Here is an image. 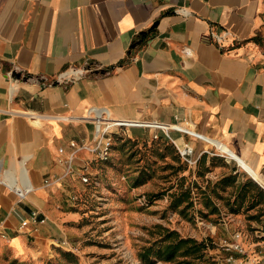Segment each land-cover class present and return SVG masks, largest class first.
I'll return each instance as SVG.
<instances>
[{
	"label": "crops",
	"instance_id": "0c3cea01",
	"mask_svg": "<svg viewBox=\"0 0 264 264\" xmlns=\"http://www.w3.org/2000/svg\"><path fill=\"white\" fill-rule=\"evenodd\" d=\"M88 61L114 68L64 83ZM17 66L45 85L12 78ZM95 118L169 125L131 124L129 135L172 137L208 162L220 150L264 188V0H0V258L70 245L67 218L95 155L72 142L94 138ZM220 225L210 236L225 255L222 236L237 230ZM253 226L251 261L236 264H264V226Z\"/></svg>",
	"mask_w": 264,
	"mask_h": 264
},
{
	"label": "rangeland",
	"instance_id": "374dc122",
	"mask_svg": "<svg viewBox=\"0 0 264 264\" xmlns=\"http://www.w3.org/2000/svg\"><path fill=\"white\" fill-rule=\"evenodd\" d=\"M73 77L65 79L64 83H71ZM95 119L98 121L108 118ZM107 124L110 125L112 136L110 156L102 159L98 153L93 152L95 155L88 169L86 167V174L83 172V175L89 177V181H83V189L76 193L72 204V218H67L66 229L70 245L54 247L42 257H32L30 254L16 256L12 253L5 259L0 258V264H145L138 253L143 246L159 237L156 225L177 230L184 237L209 241L208 255L214 264L226 263V256L215 252L220 238L210 236L215 227L220 231L223 226L220 224L227 223L226 231L237 230L247 234V244H253L251 231L256 227L253 225L264 226V216L259 219L250 218L258 213L259 207L250 210L245 207L235 214L229 212L222 200L214 197L221 213L209 214V217L204 214L210 210L203 202L199 187H205L209 180L216 181L225 173L236 169H239L240 181L245 182L251 178L239 168L235 160L217 150L215 155L223 160L216 161V164H212L210 160L207 165L211 171L205 176H198L197 168L192 166L184 173L177 172V166L173 167L172 164L177 165L173 161V153H179V150L172 137L168 143L172 146L166 148V138L162 136L138 139L129 135L131 124ZM144 128L151 132V129ZM220 145L219 148L225 151ZM183 175L187 176L186 186L195 182L199 185L194 187L195 206L189 209L192 219L183 217L179 211L170 207V194L177 187L171 190L169 188L177 186ZM140 176L145 182L134 186V178ZM230 191L231 187L222 193L225 195ZM155 264L178 263L157 261Z\"/></svg>",
	"mask_w": 264,
	"mask_h": 264
},
{
	"label": "trees",
	"instance_id": "16d2710c",
	"mask_svg": "<svg viewBox=\"0 0 264 264\" xmlns=\"http://www.w3.org/2000/svg\"><path fill=\"white\" fill-rule=\"evenodd\" d=\"M156 30L157 27L154 25L141 32L136 39H142L143 43L155 35ZM131 56L132 54H130ZM128 61L129 59L126 58L120 62V65H125ZM97 64V61H88L87 63L90 67H96ZM91 74L97 75L93 72ZM168 143L169 140L164 139L166 148L172 146ZM178 152L173 153V161L177 165L172 164V166H177V172L184 173L191 165L181 156L180 151ZM208 160L209 154H204L199 159L196 170L198 176H205L207 172L211 171L210 166L207 165ZM221 160L223 159L216 155L211 157L212 164H216V161L221 162ZM239 176L240 174L234 170L230 173H225L216 181L209 180L205 187H199L196 182L186 186L187 176L183 175L179 179L177 186L172 185L169 188L171 190L177 187L170 194V207L179 211L183 217L192 219L189 209L195 206L194 187H199L203 202L210 210L209 213H204L206 217H209V214L221 213V208L214 200V197L222 200L231 213H240L245 207L248 210L259 207L258 213L252 215V218L258 219L264 216V188L252 178H249L245 182L240 181ZM144 182L145 180L140 176L134 178L133 184L134 186H138ZM229 187L232 188V191L224 195L223 193L227 192ZM246 202H249V204L246 205ZM156 228L159 230V237L151 244L143 246L139 250L138 255L143 263L155 264L157 261L176 262L178 264L215 263L210 255H208V250L210 249L209 241L184 237L179 231L164 227L163 225H156Z\"/></svg>",
	"mask_w": 264,
	"mask_h": 264
},
{
	"label": "built area",
	"instance_id": "2783aa9c",
	"mask_svg": "<svg viewBox=\"0 0 264 264\" xmlns=\"http://www.w3.org/2000/svg\"><path fill=\"white\" fill-rule=\"evenodd\" d=\"M184 12V11H183ZM228 34V31L224 33H214V37L217 40L218 43H223L226 36ZM187 53L189 51H186ZM75 75L77 76V71H75ZM80 76V75H79ZM78 77V76H77ZM72 78V77H71ZM74 80V77H73ZM100 120L97 121L98 123V130L95 134L94 138L92 140H84V141H73L72 146L75 147V151H78L80 149H87L91 152L98 153L99 157L102 159H108L110 156V152L112 149V136L110 135V125H106V123H101ZM105 126H102L104 125ZM115 125L121 126L125 125L124 123H115ZM130 125V124H128ZM173 142L178 147L181 156L190 164V165H196L199 161V157L196 155L194 146L186 143L183 145H179L176 139H173ZM84 182L89 181V177L87 175H83L82 177ZM18 195L20 197H25V192L22 190H18ZM37 213H34V216H36ZM28 225L27 221H23L21 224V228H25ZM244 233L242 231H236L233 233L231 237L224 238L221 242V249L225 253V261L226 264H236L238 259H246L245 262H250V249L245 245L244 243ZM250 264V263H245ZM255 264V263H253Z\"/></svg>",
	"mask_w": 264,
	"mask_h": 264
},
{
	"label": "water",
	"instance_id": "95a60500",
	"mask_svg": "<svg viewBox=\"0 0 264 264\" xmlns=\"http://www.w3.org/2000/svg\"><path fill=\"white\" fill-rule=\"evenodd\" d=\"M156 26V25H155ZM142 43V39H136L133 41L132 45H131V50H130V54L132 52V50L134 48H137L140 44ZM114 67H103L100 64H97L96 67H90L89 65H85L81 68H78L77 74L80 76H85L88 74V72L90 73H95V74H100V75H107L109 74L112 69ZM12 78H19V79H23L25 82L31 81V82H42L43 86L45 85V81L47 80V78L44 75H34L32 73H29L28 71L21 69L20 67H15V69L13 70V72L11 73ZM62 81L61 79H56L55 81H53V84H60Z\"/></svg>",
	"mask_w": 264,
	"mask_h": 264
},
{
	"label": "bare ground",
	"instance_id": "6f19581e",
	"mask_svg": "<svg viewBox=\"0 0 264 264\" xmlns=\"http://www.w3.org/2000/svg\"><path fill=\"white\" fill-rule=\"evenodd\" d=\"M74 74H76L75 72H69L65 74V77L69 78L71 76H73ZM72 119V118H71ZM100 125L101 123H124V124H140V125H155V126H160V127H170L169 125H164L162 123H151L148 121H140V120H121V119H100ZM223 149H225L226 151H228L229 153H231L233 156L234 153H232L226 146H224L223 144L220 145ZM240 162L243 164V161L240 160ZM30 186V185H29Z\"/></svg>",
	"mask_w": 264,
	"mask_h": 264
}]
</instances>
